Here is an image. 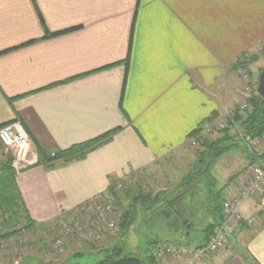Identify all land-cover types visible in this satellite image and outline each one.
Here are the masks:
<instances>
[{"label": "crops", "instance_id": "obj_1", "mask_svg": "<svg viewBox=\"0 0 264 264\" xmlns=\"http://www.w3.org/2000/svg\"><path fill=\"white\" fill-rule=\"evenodd\" d=\"M263 48L264 0H0V128L21 122L51 155L119 130L82 160L17 172L30 219L48 225L113 182L181 164L190 135L244 97L238 60ZM242 159L213 193L247 175L255 161ZM242 214L258 224L204 264H264V195Z\"/></svg>", "mask_w": 264, "mask_h": 264}, {"label": "rangeland", "instance_id": "obj_2", "mask_svg": "<svg viewBox=\"0 0 264 264\" xmlns=\"http://www.w3.org/2000/svg\"><path fill=\"white\" fill-rule=\"evenodd\" d=\"M238 66L239 65L237 64L234 67L236 69H234V78L233 80H231V85L234 88V92L238 88L241 92L240 94L244 97L236 104V95H231L230 103L234 100V105H236H233L234 107L228 110L229 112L227 113V115L232 112L236 113L242 102H246L247 98L251 96V94H245V92L243 91V87L246 84L247 80L241 79L242 76L239 72H237ZM242 69L244 72L248 73L253 90L255 89V87L257 88L256 85L258 84L259 76L261 72L264 71V48L256 53H249L247 56H245V63L242 65ZM224 118L226 117L224 116L222 119ZM229 131L234 143H240L241 140H243V143L238 147V150L232 151L222 157L223 159L219 160L218 164L216 163V166L213 168L212 178L215 180V182H218L217 184L220 187L226 181L227 172L237 168V164H239L241 161L243 162L242 158H251L252 155L251 150L245 144L243 137L240 135L242 132L239 130V128L233 127L230 128ZM223 136V132H218L213 135L211 140L217 141L218 139L223 138ZM32 147L36 151V148L33 146V144ZM3 149L4 148H2V151ZM197 152H204V149L200 146L197 149H188L185 155L182 157L181 164L170 162L169 165L166 166L164 172H143L142 174H137L135 176H132L130 179L117 183L115 192L118 199L116 196L115 199L119 210L118 212H120L119 214L121 215V219L123 217V214L126 213L131 214V216H135L137 218L134 225L128 232L121 234L119 240L112 243H107L106 247L112 246L120 241V246H123L126 253L135 254L141 259L145 260L147 259L149 253L156 249V247L176 243H186L187 240L178 238L175 233L170 232L168 228L164 227L160 223H153L154 221L149 218L144 219V216H147L148 212H144L145 209L143 206L133 205V199H135L139 195L152 196L153 198L151 203L155 202L153 201V199L156 196H159L160 203L158 204L161 207H163L162 204L166 202V200L174 198V196H176L177 194L182 193L183 195H181V197L188 196V198H185L183 202L182 198L178 199V201H176L174 205L182 213L183 220H192L193 225L192 222L191 225L195 226V229L192 230L191 237L189 239L193 240V242L195 243L198 240L197 237H199V240L202 239L204 234L202 231L205 230L208 225L214 223V219L216 217L214 211L211 208H204L203 206L205 203H202V201H200V199L204 200L203 196L207 194L208 191H210L208 185L212 184V182L211 180L201 178V181L205 180L206 182L207 180L208 184H204L203 182V185H199L201 187L197 186L196 188V185H198V183H201V181H197V184L187 191L186 189H184V187H180L182 185L180 181L189 173H193L194 164L195 162H197ZM7 155L12 158V155L10 153H8ZM238 161L239 163H237ZM226 167H230V170L224 171V168ZM228 186L230 185L228 184ZM194 192H197L196 195L199 194L200 197L199 202L197 203L194 202L193 199H191L192 197L190 196ZM223 200L224 195L221 198L220 204ZM195 204H197L198 206H196ZM186 206H190L195 210L193 216L187 213L185 209ZM152 213L154 212L151 211L150 214ZM56 223L57 222L55 221L54 223H50L47 226L34 224V226L29 230H24L21 229V227H18L15 230V235L11 236L10 238H5L4 240H0L1 244L6 245L5 250L0 248V264H97L103 259L104 255L102 254V252L96 250L87 251L88 248L91 249V247L86 245V243L77 241L69 242V244L66 245L63 254L52 255L50 247L52 246V240L55 236L54 234L56 231ZM197 223H199L198 226H196ZM3 232L7 231L3 230ZM239 234L240 233H236L235 236H238ZM7 249L10 250V252H7ZM16 249L18 250V253L16 252ZM77 254H81V256H75ZM169 261H171L172 264H181L182 262L177 258H168L164 260L162 264H167Z\"/></svg>", "mask_w": 264, "mask_h": 264}, {"label": "built area", "instance_id": "obj_3", "mask_svg": "<svg viewBox=\"0 0 264 264\" xmlns=\"http://www.w3.org/2000/svg\"><path fill=\"white\" fill-rule=\"evenodd\" d=\"M244 63V58L238 60L237 72L242 76V80L248 82L244 85L243 91L245 94H251L253 88L248 73L242 69ZM247 110L248 104L242 102L237 113L243 115ZM234 119L235 113L232 112L224 119L203 124L199 136L190 140V147L197 149L204 141H211L215 133L238 127ZM240 135L243 137L242 133ZM0 142L5 153L12 155V167L16 172L39 166L38 153L33 149L31 139L19 121H13L0 128ZM244 142L251 150V160L255 162L249 166L246 176L235 180L224 192L221 222L208 242L200 248L186 245H168L157 248L153 252L156 264H162L168 258H177L182 261L181 264L210 262L219 253L233 251L231 239L236 233L238 234L245 227L251 228L258 224L257 216L245 218L242 210L249 201H258L264 195V163L261 161L263 152L260 149L264 144V135L256 139H244ZM51 156L55 157V154ZM118 211L115 194L109 189L87 202L63 211L56 220L55 236L50 247L52 255L63 254L66 245L71 241L86 243L95 249L104 248L107 243L117 241L121 235V215ZM0 248L5 250L6 245L0 243ZM7 252L10 250L7 249ZM16 252L18 253L17 249Z\"/></svg>", "mask_w": 264, "mask_h": 264}, {"label": "trees", "instance_id": "obj_4", "mask_svg": "<svg viewBox=\"0 0 264 264\" xmlns=\"http://www.w3.org/2000/svg\"><path fill=\"white\" fill-rule=\"evenodd\" d=\"M67 32V31H66ZM61 32L59 34L48 35L49 37H56L62 35ZM245 59V56L243 57ZM236 69V68H235ZM258 86V84L256 85ZM246 103L248 104V110L244 112L243 115H239L237 112L235 113V123L238 125L239 130L242 132L245 140L248 139H256L260 138L264 135V100L257 93V88L252 91L251 96L247 98ZM202 126H200L197 130H195L189 137V139H195L201 133ZM119 130H113L104 134L103 136L91 140L89 142L73 146L71 149L63 152L55 154V157L51 156V153L37 148L36 151L39 156V166H44L47 169H51L57 165V163H73L75 161H79L84 159L91 151L103 146L105 143L109 142L112 137ZM223 138L218 139L217 141H204L200 147L204 149V152H197V164L193 170V173H189L182 181V185L180 187H184V189L190 190L194 185L197 184V181H201L202 179L211 180L212 184L208 185L209 188L214 184L215 180L212 178V170L215 167L216 163L223 156L229 154L232 151L238 149L240 145H242L243 140L234 143L230 136V131L226 130L223 132ZM4 151V149H3ZM2 151V160L0 164V239L4 240L5 238H10L11 236L16 234V229L21 227V229L29 230L31 229L35 222H33L28 212L22 202V198L20 196L17 183H16V172L12 167L13 160L12 158L5 154V151ZM202 180L201 183L196 185L198 187L200 184H208V182ZM116 183L113 182L109 187V191L113 192L117 197L115 192ZM186 187V188H185ZM197 192L192 193V196H195ZM182 193L177 194L174 198H170L166 200L162 204L163 207L159 206L160 203L159 196H156L152 201V196L150 195H139L135 199H133V205L143 206L145 211L148 212L147 216H144V219L149 218L153 220V223L161 224L164 227L168 228L170 232H173L177 235L178 238L187 240L184 244L176 243V245H186L190 247H202L204 244L208 242L212 234L214 233L216 227L221 222V198L223 197L221 192L213 193L211 190L207 192V201L204 204V208L212 209L215 213L214 223L207 226L205 230L202 232L203 237L199 240L197 237L196 243L193 240H190L191 232L195 229L192 220L187 219L183 220L182 213L175 207V202L178 199H181ZM199 195V194H198ZM118 199V197H117ZM198 206L197 204H195ZM201 208V207H200ZM186 211L189 215L193 216L195 210L190 206H186ZM184 209V210H185ZM154 212L150 214V212ZM150 214V215H149ZM214 217V216H213ZM135 216H131V214H123V217L120 221L121 234L128 232L136 221ZM143 219V220H144ZM192 222V225H191ZM191 225V226H190ZM197 223L196 226H198ZM198 228V227H197ZM3 230L7 232L3 233ZM173 245V244H169ZM168 246V245H165ZM163 247V246H160ZM160 247H156L160 248ZM154 249L149 253L147 259H141L135 254L126 253L123 246H120V241L112 246H108L106 248L95 249L91 248L92 251L96 250L102 252L104 255L103 259L97 264H156L153 258ZM75 256H81V254H77Z\"/></svg>", "mask_w": 264, "mask_h": 264}, {"label": "water", "instance_id": "obj_5", "mask_svg": "<svg viewBox=\"0 0 264 264\" xmlns=\"http://www.w3.org/2000/svg\"><path fill=\"white\" fill-rule=\"evenodd\" d=\"M257 93L264 100V71H262L259 76Z\"/></svg>", "mask_w": 264, "mask_h": 264}, {"label": "bare ground", "instance_id": "obj_6", "mask_svg": "<svg viewBox=\"0 0 264 264\" xmlns=\"http://www.w3.org/2000/svg\"><path fill=\"white\" fill-rule=\"evenodd\" d=\"M231 182H232V181H231ZM119 239H120V238H119ZM119 239H118V240H119Z\"/></svg>", "mask_w": 264, "mask_h": 264}]
</instances>
